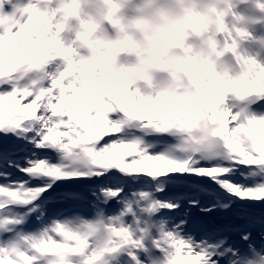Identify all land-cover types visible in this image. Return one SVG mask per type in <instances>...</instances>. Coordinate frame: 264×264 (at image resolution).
Here are the masks:
<instances>
[{"label": "snow or ice", "instance_id": "1", "mask_svg": "<svg viewBox=\"0 0 264 264\" xmlns=\"http://www.w3.org/2000/svg\"><path fill=\"white\" fill-rule=\"evenodd\" d=\"M189 258L264 264V0H0V264Z\"/></svg>", "mask_w": 264, "mask_h": 264}, {"label": "rangeland", "instance_id": "2", "mask_svg": "<svg viewBox=\"0 0 264 264\" xmlns=\"http://www.w3.org/2000/svg\"><path fill=\"white\" fill-rule=\"evenodd\" d=\"M136 2H137V0H130V5L134 6ZM22 55L23 54H21V53H12V54H10L9 58L16 60V59H19ZM11 103H12V101H6V104H11Z\"/></svg>", "mask_w": 264, "mask_h": 264}, {"label": "bare ground", "instance_id": "3", "mask_svg": "<svg viewBox=\"0 0 264 264\" xmlns=\"http://www.w3.org/2000/svg\"><path fill=\"white\" fill-rule=\"evenodd\" d=\"M187 264H192V261H191V259H190V258L188 259V262H187Z\"/></svg>", "mask_w": 264, "mask_h": 264}]
</instances>
